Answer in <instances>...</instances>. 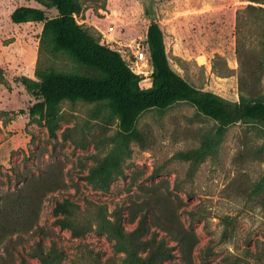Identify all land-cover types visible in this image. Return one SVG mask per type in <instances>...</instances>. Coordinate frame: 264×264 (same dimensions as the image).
I'll return each instance as SVG.
<instances>
[{
	"label": "rangeland",
	"instance_id": "obj_1",
	"mask_svg": "<svg viewBox=\"0 0 264 264\" xmlns=\"http://www.w3.org/2000/svg\"><path fill=\"white\" fill-rule=\"evenodd\" d=\"M50 0H0V264H126L113 239L97 231L99 210L129 234L142 216L146 236L163 238L173 258L159 264H264V138L257 124L227 128L216 151L199 162L180 153L199 148L214 122L185 102L149 109L137 120L107 189L86 175L113 148L117 115L103 102L59 103L51 137L22 83L39 72L93 77L57 48L43 22L13 23L19 5L56 15ZM77 23L99 42L132 53L146 48L156 21L170 65L191 85L229 100L264 98L263 0H76ZM113 27L109 31V27ZM150 86L149 79L141 83ZM69 199L77 208L74 235L59 226L53 208ZM146 251H140L144 254Z\"/></svg>",
	"mask_w": 264,
	"mask_h": 264
},
{
	"label": "trees",
	"instance_id": "obj_2",
	"mask_svg": "<svg viewBox=\"0 0 264 264\" xmlns=\"http://www.w3.org/2000/svg\"><path fill=\"white\" fill-rule=\"evenodd\" d=\"M49 7L56 15L47 16L40 7L19 5L10 13L13 23L29 20L42 21V31L50 33L54 45L69 53L80 64L91 66L103 73L93 77L75 73L44 71L37 74L38 82L30 84L22 80L27 92L35 102L29 108L30 114H39L49 136H56L59 124V103L63 100L80 99L87 102H103L111 114L117 115V131L108 138L113 148L99 166L85 177L90 183L107 189L112 173L119 168L126 155L129 143L139 134L136 123L140 115L149 109L165 110L176 102L193 106L199 114L214 122L213 130L206 134L199 148L180 153L184 159L199 162L213 154L219 146L228 127L235 124H257L264 138V98L239 96L237 101L229 100L213 91L191 85L169 63L163 33L156 21H151L145 34V43L151 65L150 86H139L140 76L135 74L120 53L90 35L77 23L74 14L78 10L76 0H50ZM264 1V0H263ZM77 206L69 199L57 202L53 208L59 226L79 235L80 228L72 220ZM98 232L105 233L124 253L126 264H159L173 258V247L163 238L146 236V217L142 216L136 227L126 234L121 228V218L108 220L99 210ZM140 251H146L144 254ZM41 264L56 260L54 253L39 255Z\"/></svg>",
	"mask_w": 264,
	"mask_h": 264
},
{
	"label": "built area",
	"instance_id": "obj_3",
	"mask_svg": "<svg viewBox=\"0 0 264 264\" xmlns=\"http://www.w3.org/2000/svg\"><path fill=\"white\" fill-rule=\"evenodd\" d=\"M112 29L113 27L111 26L108 28L109 31H112ZM128 47H130V51L132 53V60H130L129 55L125 56L124 50H120V49H116V50L120 53L122 58L125 60L128 67L135 74L140 76L139 86L141 87V83L144 80L148 79L151 73V65H150V60H149V56L147 52V47L146 48L140 47L139 44H137L136 46H128Z\"/></svg>",
	"mask_w": 264,
	"mask_h": 264
}]
</instances>
